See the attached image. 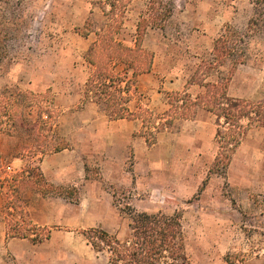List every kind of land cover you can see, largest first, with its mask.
I'll return each instance as SVG.
<instances>
[{
  "label": "rangeland",
  "instance_id": "obj_1",
  "mask_svg": "<svg viewBox=\"0 0 264 264\" xmlns=\"http://www.w3.org/2000/svg\"><path fill=\"white\" fill-rule=\"evenodd\" d=\"M167 10L172 14L163 21ZM253 16L249 0H0V20L12 31L10 54L0 61V94L25 108L0 133L5 166L0 179L10 233H33L36 239L49 233L28 216L24 196L30 188L79 200L76 187L57 186L45 177L42 181L36 172L43 150L63 141L72 145L66 130L82 124L78 112L86 104L95 103L107 116L105 107L92 98L97 92L87 95L95 70L90 53L100 33L110 29L116 40L134 46L141 24V47L147 53H138L133 63L150 69L137 76L128 70L131 100L127 107L137 114L148 109L156 117L172 112V95L181 92L165 90L163 82L180 76L189 81L203 61L213 59L215 42L228 26L250 32L245 38V59L236 65L228 94L264 100V23L251 31ZM127 66L121 62L115 72L123 74ZM233 66L232 61L212 70L207 81L226 78ZM202 89L195 85L188 92L193 95ZM41 114L46 123L39 119ZM144 116L128 119L135 121L134 136L146 140ZM157 120L147 123L151 130L156 131L157 125L160 131L155 143H148L158 146L150 161L137 167L130 158L120 175L123 180L104 183L114 193L127 224L131 208L166 214L180 211L188 264H264V138L258 136L259 143L250 142L237 155L240 144L224 167L216 159L220 144L214 113L198 108L193 118H174L170 127ZM258 126L264 127L255 122L251 128ZM87 157L88 177L102 179L103 159L92 152ZM85 233L92 244L97 240L98 232ZM129 233L127 226L121 239Z\"/></svg>",
  "mask_w": 264,
  "mask_h": 264
},
{
  "label": "trees",
  "instance_id": "obj_2",
  "mask_svg": "<svg viewBox=\"0 0 264 264\" xmlns=\"http://www.w3.org/2000/svg\"><path fill=\"white\" fill-rule=\"evenodd\" d=\"M249 1L254 10V16L250 19V30L252 31L253 27H260L264 23V0ZM171 14L172 10H167L163 21L167 20ZM142 34L144 31L140 24L137 42L134 46H126L116 40L110 29L99 34V41H96L90 53V60L95 66V70L87 83V95L90 92H97L92 98L105 107V111L111 119L141 118L145 114L143 119L148 121L147 123L158 119L157 122L162 121L166 127L173 125L174 118H193L198 108L211 111L216 115L218 124L217 139L220 151L216 159L217 162L221 161L224 167L227 166L251 125L255 122L264 125V100L253 102L237 99L231 97L227 91L236 65L245 59V38L248 34L228 26L226 32L215 42L213 59L205 60L199 65L184 92H176L172 95L174 110L156 117L148 109H143L144 113L137 114L131 112L127 107L131 100V90H129L131 80H126L128 70L131 69L133 76H137L150 69L149 66L141 67L133 63L138 53H147L141 47ZM11 39V28L0 20V61L9 56L10 46L8 43ZM105 58L109 61L105 62ZM232 61L234 66L226 78L219 81H207L212 70L226 66L228 62ZM110 62H113L112 66H110ZM121 62L128 64L124 68L123 74L115 72L116 66ZM191 85H199L203 89L193 96L188 92ZM24 109L23 106L18 108L16 99L0 94V133L12 125L25 111ZM39 119L43 123L47 122L43 114ZM222 119L223 122H221ZM244 120H248L247 124L243 122ZM147 123L144 134H146L148 143L153 144L156 141L155 134L160 132L159 127L156 125V131H154ZM67 147L68 143L63 141L54 149L43 150L40 158L47 153L60 151ZM4 167L3 155L0 151V171ZM37 171L36 175L44 181L45 178L39 167ZM128 214L131 217L130 233L125 239H120L117 235L109 234L103 230H94L98 232L97 240L93 242L94 246L98 250L106 249L110 254L112 264H188L189 257L187 256L182 212L176 211L173 214L140 212L131 208Z\"/></svg>",
  "mask_w": 264,
  "mask_h": 264
},
{
  "label": "crops",
  "instance_id": "obj_3",
  "mask_svg": "<svg viewBox=\"0 0 264 264\" xmlns=\"http://www.w3.org/2000/svg\"><path fill=\"white\" fill-rule=\"evenodd\" d=\"M188 82L180 76L166 79L163 85L167 91L184 92ZM78 116L82 124L66 130L72 145L43 155L39 168L54 185L76 187L79 200L72 201L60 194L44 195L30 188L24 196L28 216L49 233L39 240L33 233L30 236L10 233L0 179V264H112L109 252L97 250L85 231L99 229L120 239L126 235L131 221L127 224V218L114 202V193L104 183L123 180L120 175L126 172L124 165L130 158L135 159L137 167L148 163L158 146L149 145L147 138L134 136L135 121L111 119L100 112L95 103L86 104ZM258 136L264 138V127H252L248 131L237 155L250 142L259 143L256 142ZM91 152L103 159L102 179L88 177L87 155ZM137 173L141 172L137 170ZM124 179L127 182V178ZM9 210L14 211L13 207Z\"/></svg>",
  "mask_w": 264,
  "mask_h": 264
}]
</instances>
